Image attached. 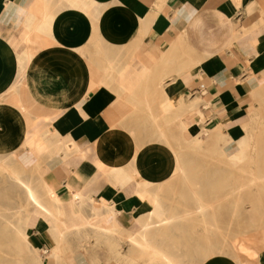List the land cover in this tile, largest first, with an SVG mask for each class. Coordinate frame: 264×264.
<instances>
[{"label": "crops", "instance_id": "crops-1", "mask_svg": "<svg viewBox=\"0 0 264 264\" xmlns=\"http://www.w3.org/2000/svg\"><path fill=\"white\" fill-rule=\"evenodd\" d=\"M262 85L264 0H0V157L39 172L9 174L38 264L153 261L134 242L151 214L179 218L151 239L176 261L264 264V236L229 239L227 214L195 239L179 203L199 160L177 157L198 135L235 154Z\"/></svg>", "mask_w": 264, "mask_h": 264}, {"label": "rangeland", "instance_id": "rangeland-1", "mask_svg": "<svg viewBox=\"0 0 264 264\" xmlns=\"http://www.w3.org/2000/svg\"><path fill=\"white\" fill-rule=\"evenodd\" d=\"M257 92L260 94L258 93L259 95L255 96L254 93ZM201 103L202 101L199 102V104ZM244 131L245 138L239 144L238 151L228 157L221 151L217 154L213 149H201L203 147L201 142L205 141V138L204 136L200 137V135L198 136L197 144L195 143L196 148L194 150L189 151L187 146H185V149L180 151V154L184 155V157L190 156L199 160L196 161L197 164L194 166L197 169L196 179L198 180L190 183L194 185L193 188H189L188 195L180 199L179 203L182 206L180 210L183 212L191 209L192 206L197 208L199 202L203 206V213L200 216L198 214L196 216L197 227L195 231L192 230V232H195V239H204L205 235L207 238L219 236V218L217 217L218 219L215 220V216H220L221 214L224 216L227 214L229 239L235 236L245 239L253 236L258 237L259 235L264 236V182H261L264 179H259V176L264 175V173H260V170L264 171L262 169L264 168V134H262L264 133V85L251 94ZM210 137L209 141H212L213 139L211 140ZM201 139L202 141H200ZM220 156L228 163V172L221 176L218 169L224 168V165L204 166L198 164L200 162L213 163ZM10 173L26 178L35 188L37 184L33 182L32 177H37L39 172L32 171L31 174L10 158L0 157V205L7 210L6 214L13 217V222L17 224L16 226L19 225L18 228L23 230L24 223L32 207H27L22 190L12 186ZM205 178H211V180H204ZM194 190L195 192L192 194ZM193 195L196 196L193 197ZM184 216L187 217L188 215L185 214ZM173 218L177 223L179 218ZM235 243L236 241L233 240L232 246ZM9 244L8 240L0 238V260L3 263L38 264L42 258V255L35 249H31V253L18 255L11 250L9 251ZM166 249L165 247H157L151 240L150 249L147 248V250L141 251L147 253L154 260L136 262L134 264H162L156 251L162 253L166 251V253L170 254L171 252ZM177 264L201 263L198 261H179Z\"/></svg>", "mask_w": 264, "mask_h": 264}, {"label": "bare ground", "instance_id": "bare-ground-1", "mask_svg": "<svg viewBox=\"0 0 264 264\" xmlns=\"http://www.w3.org/2000/svg\"><path fill=\"white\" fill-rule=\"evenodd\" d=\"M191 103H193V101ZM191 105H195V103H193ZM262 134H264V133H262ZM198 136L195 139V143L196 144H197ZM212 137L215 138V136L213 135V136L210 137L211 140H212ZM186 138H188V137H186ZM197 147H198V145H197ZM252 154H253V152H252ZM180 156H181V154L177 155L178 158ZM251 156H253V155H251ZM262 169H264V168H262ZM260 171H261L260 173H264V171H262V170H260ZM178 172L180 174L188 173V172H186V170L182 166L178 167ZM259 179L260 180L264 179V175L259 176ZM261 182H264V180H262ZM19 185L22 188L25 189V192H26L27 195L30 194V190L28 189L26 183H24V182L21 183L20 182ZM6 211L7 210L5 208L1 207V205H0V238L1 239L5 238L6 240H8V242L10 243L9 244L10 247L8 248L9 251L11 250L12 252H14L18 248V250L21 251V252L31 253L30 250L34 249V248L32 246V243H31V240H30V236L28 235V232L25 229V225H24V227L22 226L24 228L23 230H21V228H18L19 225L16 226L17 224L13 222V217L11 215H9V214H6ZM195 211H196V215L197 214L201 215L203 213V211H204L203 210V206H202V204L200 202L197 204V208L195 209ZM146 222H147L145 224L146 229L144 230L143 234L139 235L137 238L136 237L134 238V242L137 245H142V244L146 245L147 248H149V249H150V242H151L152 237L154 238V236H158V237H166V236H168V234L171 232V230L169 228H172L173 227L172 225L176 224V220L173 217L167 216L165 214L161 218H158L155 215L151 214L147 218ZM150 227H154L155 229L151 230V229H149ZM156 232H157V234H156ZM151 233H154V235L153 234L151 235ZM132 238L130 240H132ZM19 244H20V246H19ZM165 248H167L166 250H169L168 247H165ZM139 249L140 248H138V250ZM19 251H16V252H19ZM156 254L159 257V260L162 262V264H177L179 262V261L177 262L176 260H174V257L172 255H170L169 253H166V251H165V253H162L160 251H156ZM0 264H9V263H3L0 260ZM17 264H21V263H17Z\"/></svg>", "mask_w": 264, "mask_h": 264}, {"label": "built area", "instance_id": "built-area-1", "mask_svg": "<svg viewBox=\"0 0 264 264\" xmlns=\"http://www.w3.org/2000/svg\"><path fill=\"white\" fill-rule=\"evenodd\" d=\"M200 90H203V87H200L199 92H200Z\"/></svg>", "mask_w": 264, "mask_h": 264}]
</instances>
